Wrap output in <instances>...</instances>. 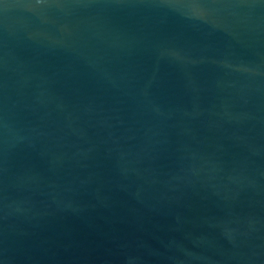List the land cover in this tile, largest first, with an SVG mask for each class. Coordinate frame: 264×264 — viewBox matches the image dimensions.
I'll return each instance as SVG.
<instances>
[{
    "label": "water",
    "instance_id": "water-1",
    "mask_svg": "<svg viewBox=\"0 0 264 264\" xmlns=\"http://www.w3.org/2000/svg\"><path fill=\"white\" fill-rule=\"evenodd\" d=\"M0 264H264V0H0Z\"/></svg>",
    "mask_w": 264,
    "mask_h": 264
}]
</instances>
